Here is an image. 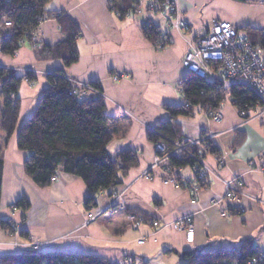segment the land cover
I'll return each instance as SVG.
<instances>
[{"label": "crops", "instance_id": "1", "mask_svg": "<svg viewBox=\"0 0 264 264\" xmlns=\"http://www.w3.org/2000/svg\"><path fill=\"white\" fill-rule=\"evenodd\" d=\"M108 3L51 0L48 4L49 11H64L82 31L79 60L68 68L60 60L37 61L29 43L14 56L0 55V67L14 69L19 75L32 70L37 77L33 86L27 82L21 85L17 129L3 153L0 216L14 225L16 232H0V256L14 254L6 243L21 241L18 232L22 230L29 232V240L43 244L39 248L42 253L93 255L113 263L129 258L141 264H184L186 252L239 249L247 239L258 251H264V118H254L253 110L249 112L252 117L245 118L229 100L221 107V123L212 122L203 111L192 118L177 119L184 138L202 139L213 134L212 143L220 153L219 158L212 154L204 158L211 175L199 193L197 205L191 204L193 195L188 189L165 183L160 172L153 180L142 177L155 155L147 132L168 118L164 105L183 103L178 84L187 72L186 38H205L216 22H227L237 29L252 26L264 30V0H177L191 27L189 33L173 31L155 14L121 19L110 11ZM150 21L169 33L173 46L157 52L144 39L142 28ZM35 34L44 46H55L64 39L56 18L43 22ZM58 69H64L68 77L101 86L107 113L117 117L118 136L108 145L109 154L116 156L125 149L139 153V167L129 172L121 188L127 190V208L137 209L150 219L138 230L131 227L125 212H107L87 223L92 211L85 209L89 192L77 177L62 173L50 187L40 188L25 174L29 154L18 148V135L39 105L47 87L46 75ZM113 73L122 79L114 81ZM180 173L186 183L195 182L194 169H181ZM229 180L235 181L237 199L211 205L224 196L223 182ZM23 197L31 203L26 213L13 208ZM110 202L109 191L103 189L97 196V210L106 209ZM223 210L233 211L234 216L223 218ZM184 216L192 219V242L186 233L161 226ZM154 222L161 227H154ZM141 239L144 244H139Z\"/></svg>", "mask_w": 264, "mask_h": 264}, {"label": "trees", "instance_id": "2", "mask_svg": "<svg viewBox=\"0 0 264 264\" xmlns=\"http://www.w3.org/2000/svg\"><path fill=\"white\" fill-rule=\"evenodd\" d=\"M51 0H0V53L4 56H14L29 34H32L46 20L56 18L64 35L62 42L55 46H43L36 49V59L39 62L60 60L65 68L79 60L78 41L82 37L79 24L64 11L51 12L47 6ZM171 0H160L161 3ZM252 2L256 0H235ZM111 9L124 19L136 12V0H112ZM10 23V26L7 25ZM144 39L157 52H163L173 46L169 33L154 22L142 28ZM239 34L248 37L257 48H264V30L247 26L237 29ZM39 48V47H36ZM27 79L34 83L36 76L27 71L19 75L9 68L0 67V207L4 175L3 153L9 141L15 134L21 99L18 97L21 85ZM64 69L55 70L46 75L47 87L43 90L39 105L34 114L22 126L18 135V148L28 152L24 163L26 176L38 187H50L53 178L64 173L81 179L86 185L89 196L85 201L87 211L97 209V196L106 189L112 198L124 185V180L132 169L140 165L139 153L125 149L116 156L107 151L108 145L118 136L117 117L107 113L105 93L98 83H92L95 91L88 98H81V89H76L69 80ZM99 88V89H98ZM179 92L183 98L180 105H164L168 114L154 129L147 132V140L155 145L159 142L167 147V152L175 149V143L182 140L179 118H192L197 111H203L208 116L218 111L226 98L232 102L239 113L249 114L259 103L254 91L243 85L225 86L208 78L187 71L181 81ZM249 116L246 115L245 118ZM204 137V136H203ZM195 158L181 155L179 158H168L165 167L170 170L181 188L188 185L181 176V169L192 168L196 177L201 169V160L207 154L219 158L218 148L212 141H202L201 145L192 151ZM163 154L162 156L166 155ZM196 181V179H195ZM206 185H201L200 189ZM14 209L25 213L31 208V203L25 197L19 199ZM233 212V211H232ZM234 213V212H233ZM127 215L140 218L144 223L150 221L137 209L126 210ZM0 231L15 233L14 225L0 216ZM21 241L29 240V232H18ZM205 249L184 253V264H249L258 257L259 251L252 240L243 241L239 249ZM0 264H117L93 255H69L58 253H42L39 249L31 251H14V254L0 256ZM261 264H264L261 263Z\"/></svg>", "mask_w": 264, "mask_h": 264}, {"label": "built area", "instance_id": "3", "mask_svg": "<svg viewBox=\"0 0 264 264\" xmlns=\"http://www.w3.org/2000/svg\"><path fill=\"white\" fill-rule=\"evenodd\" d=\"M122 1V0H119ZM112 0H110V3ZM138 4L144 5L146 8L154 10L153 13L160 15L167 23L168 27L172 30L180 32L185 24L183 15L177 0L161 3L160 0H137ZM10 26V23H7ZM31 34L23 44L28 42ZM34 42H39V39L34 38ZM29 43V42H28ZM189 54L184 62L188 71H193L197 75L208 78L212 81L223 83L224 85H243L249 87L255 92L259 99L258 105L253 110L252 116L254 118H264V48L255 47L252 42L244 35H239L237 29L227 22H216L208 38H199L196 41H189ZM114 76H116L114 78ZM113 79L116 81L119 75H114ZM76 89H81V98L86 99L97 88L89 86L85 83H78L76 80H71ZM227 101L223 103V105ZM222 105V106H223ZM246 116V113L242 115ZM210 119L214 123H221L223 121V114L221 108L212 113ZM213 134H207L202 139H182L175 143V149L168 154L167 147L159 142L155 145V155L152 163L148 169L142 174L146 180H153L155 173L160 172L163 181L167 184L173 185L175 188L180 189L178 182L171 176L170 170L165 167L168 158H179L181 155H188L189 158H195L192 152L194 148L201 145L202 141H213ZM163 154H166L162 156ZM201 169L196 177V181L188 185V190L193 195L191 204L197 205V198L201 191V185H207L211 170L201 160ZM58 177L53 178L52 182H57ZM225 194L221 199L213 200L211 205H220L223 201H233L237 199V191L234 180L224 181ZM125 188V187H124ZM121 189L117 194L113 195L111 202L104 210L93 209L89 214L88 222H94L101 215L107 212H125L127 206L125 204L126 188ZM223 218H231L234 213L230 210L221 211ZM128 221L134 230H138L143 224V220L135 216L128 215ZM154 227L171 228L175 231L186 233L189 241H193L194 229L192 226L191 216H184L176 222L161 225L158 222L153 223ZM145 240H139V244H144ZM2 243H0L1 245ZM8 246L16 251H31L39 249L43 244L32 240L28 241H13L7 243ZM232 252H236L235 249ZM264 262V252H260L258 257L253 259L249 264H261ZM117 264H141L133 263L129 258H124L117 262Z\"/></svg>", "mask_w": 264, "mask_h": 264}, {"label": "rangeland", "instance_id": "4", "mask_svg": "<svg viewBox=\"0 0 264 264\" xmlns=\"http://www.w3.org/2000/svg\"><path fill=\"white\" fill-rule=\"evenodd\" d=\"M116 1H118V2H120L119 0H116ZM123 1V0H122ZM108 5H109V9H110V11L112 12V13H114L117 17H119L120 18V15H119V13H117V11H115L114 12V10H112L111 9V6H112V4L110 3V0H109V3H108ZM153 11L154 10H151L150 8H146V7H144V5H142V4H138V2H137V0H136V12L135 13H133V14H130V15H134V16H137V15H142V14H151V15H158L157 13H153ZM183 15V14H182ZM128 16V15H127ZM126 16V17H127ZM158 16H160V15H158ZM161 17V16H160ZM162 18V17H161ZM183 19H184V23H186L185 24V26H184V28L182 27V30H180V33H189L190 32V30H191V27L189 26V23H188V21L185 19V17H184V15H183ZM168 26V25H167ZM212 29V28H211ZM211 29H210V31H209V34L205 37V38H208L209 36H210V33H211ZM237 29V28H236ZM173 31H175V30H173ZM176 32H178V31H176ZM239 34V33H238ZM239 35H243V34H239ZM245 36V35H244ZM247 37V36H246ZM34 38H37V39H39V37L35 34V32H33L31 35H30V37H29V39L27 40L28 42H29V44L32 46V48L34 49V50H36V49H40V47L42 48L43 46H44V44L41 42V39H39V41H40V43L38 42H34ZM248 38V37H247ZM199 38H194V39H188V38H186V41H187V46H188V53H187V55L189 54V44H188V42L189 41H196V40H198ZM28 42H26V43H28ZM25 43V44H26ZM25 44H23L22 46H24ZM36 47H39V48H36ZM17 53V52H16ZM15 53V54H16ZM14 54V55H15ZM0 55H1V53H0ZM187 55H186V57H187ZM186 57H185V59H184V62H185V60H186ZM186 68V67H185ZM187 69V68H186ZM11 70H13V71H16V70H14V69H11ZM27 71H31L35 76H36V73L35 72H33L32 70H25L24 72H23V74H25ZM187 71H188V69H187ZM190 71V70H189ZM193 72V71H192ZM196 74V73H195ZM114 75H119V74H117V73H113L112 74V79H113V76ZM199 76V75H198ZM116 76H114V78H115ZM201 77V76H200ZM37 78V77H36ZM122 79V77H121V75H119V78H118V80H116V82L117 81H120ZM70 81L71 80H77V79H75V78H71L70 77V79H69ZM114 80V79H113ZM78 81V83H84V82H82V81H79V80H77ZM115 81V80H114ZM181 81H182V79H181ZM181 81L179 82V84H178V89H180V86H181ZM28 83V84H30L31 86H33V82L32 83H30V82H28L27 81V79H24V81H23V83ZM217 82V81H216ZM96 83V82H95ZM219 83V82H218ZM85 84H87V85H89V86H92V87H94L95 88V86H93V84L92 83H85ZM99 84V83H98ZM220 84H223V83H220ZM225 86H230V85H225ZM101 88V87H100ZM99 89V88H98ZM102 89V88H101ZM225 102L227 101H229V98H226L225 100H224ZM0 103H1V101H0ZM241 115H243L244 114V112H241L240 113ZM246 115H248L249 116V114H246ZM246 117V116H245ZM249 117H252V116H249ZM248 117V118H249ZM183 139H186V138H183ZM189 139V138H188ZM156 145V144H155ZM155 145H153L154 146V152H155ZM154 158V157H153ZM152 161H153V159H152ZM152 163V162H151ZM233 217V216H232ZM1 232V231H0ZM19 241V240H18ZM12 242V241H11ZM11 242H8V244L9 243H11ZM1 243V242H0ZM7 244V243H6ZM260 252H264V251H259V254H260Z\"/></svg>", "mask_w": 264, "mask_h": 264}]
</instances>
